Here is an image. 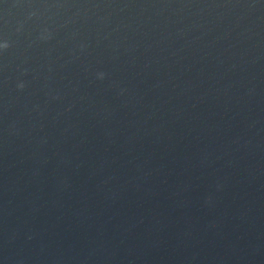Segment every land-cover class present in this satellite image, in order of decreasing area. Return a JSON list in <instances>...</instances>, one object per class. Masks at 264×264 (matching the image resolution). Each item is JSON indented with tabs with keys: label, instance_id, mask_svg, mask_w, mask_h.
Masks as SVG:
<instances>
[{
	"label": "water",
	"instance_id": "obj_1",
	"mask_svg": "<svg viewBox=\"0 0 264 264\" xmlns=\"http://www.w3.org/2000/svg\"><path fill=\"white\" fill-rule=\"evenodd\" d=\"M0 264H264V0H0Z\"/></svg>",
	"mask_w": 264,
	"mask_h": 264
}]
</instances>
